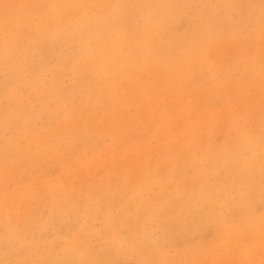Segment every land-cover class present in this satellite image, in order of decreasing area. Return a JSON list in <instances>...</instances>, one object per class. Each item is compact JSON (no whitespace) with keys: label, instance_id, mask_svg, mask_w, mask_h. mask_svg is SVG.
<instances>
[{"label":"bare ground","instance_id":"obj_1","mask_svg":"<svg viewBox=\"0 0 264 264\" xmlns=\"http://www.w3.org/2000/svg\"><path fill=\"white\" fill-rule=\"evenodd\" d=\"M261 18H264V0H0V98L5 100V104L2 103L5 107L0 103V264H61L62 259L67 264L72 253L77 260L68 264H79L85 252H89L84 256L88 262L98 264L111 257L113 261V257L118 255L124 258L123 253L129 248L130 255L133 253L137 262L147 255L154 264L150 257L154 247L150 246V227H147L150 220L145 221L142 238L136 236L134 227L142 224L144 218H149L147 215L159 218L156 226L161 227L157 228L160 232L153 231L158 233L157 240L161 244H171L172 237H178V227L183 228V235L187 234L188 238L192 225L198 230L213 223L223 229V233L229 230L231 232L227 234L236 236L235 231L240 224L233 220L240 219L235 214L241 216L242 222L249 219L251 223V218H257L258 222L260 215L255 210L257 203L262 201L260 195L264 193L257 191L264 187V161H259L256 148L258 146L260 152L264 151V121L249 122L252 116L247 115L245 106L251 108L253 92L255 95L258 90L264 92V19ZM247 21L251 27L243 34L241 27ZM224 39L239 41L224 43ZM255 40L259 46L253 45L257 43ZM245 42L255 48L243 51ZM228 44H232L235 51L226 60ZM240 96H246L247 102H241L244 104L242 108L238 102L243 111L237 112L233 104ZM33 102L38 109L36 112L33 111ZM217 106L226 110L228 121L221 130V137L216 140L211 135L219 111ZM252 115L254 117V113ZM42 117L53 120L54 125L39 121L37 132L31 125ZM204 123L209 124L205 129L201 128ZM139 127L163 138L171 149L172 141L175 145L176 141L179 142L180 146H176L183 149L175 146L178 150H167L156 161L155 157L151 159L145 152L142 154V147L132 163V168L141 177H138V182L132 178L133 183L136 182L134 185L143 183L147 187H134V194L122 195V187L118 190L120 185H116L117 188L113 186L122 175L117 181L113 175L115 181L111 185L102 181L106 186L100 188V192L85 187L84 192L76 190L72 196L61 189L60 182L41 197L34 196L33 191L28 193V189L31 192L33 187L31 184L30 188L21 185L22 172L27 170L26 167L29 171L27 176H43L44 173L46 176L50 170L62 171L61 167L69 158L74 159L78 166L82 165L84 170L92 160L101 159L102 151L94 152L96 147L92 146L100 142V138H93L94 133L109 135L115 144L123 143H118L119 147L135 143L132 150L138 148L141 142L138 140L141 138ZM153 129L158 133L155 134ZM158 142L160 139L155 143ZM61 144H76L77 152L65 148V145L61 148ZM110 153H106L108 158ZM131 155L134 156L133 153ZM120 157L117 161L120 159L125 163L122 155ZM130 164L125 170L121 169L123 173L130 169ZM77 170L79 173L80 169ZM178 176H184L183 179L190 183H187L188 188L185 187V199L181 198V189L174 185ZM79 178L87 180L84 176ZM162 178L167 186L171 184L173 190L168 191L163 186ZM105 180L108 181L107 178ZM7 181L12 182L11 190L6 189ZM46 182L45 185L48 184ZM49 183L48 188L52 181ZM148 188L154 189L153 195L135 196L141 194V189L146 191ZM12 192L22 193L23 198L13 199ZM162 192L166 194L162 195ZM113 206L117 210L110 212L115 216L107 212ZM95 209L102 212L97 214L92 211ZM64 212L72 219L82 217L77 231L90 232L93 238L99 237L101 241L96 242L95 250L86 240L88 236L82 242L77 239L79 243L72 242L73 235L72 239L71 236L62 238L60 232L50 238L44 237L47 230H51L52 223H61V213ZM185 213L189 217L188 224H184L187 220ZM64 215L62 217L66 218ZM95 220L101 222L100 228H90ZM260 224L264 225V222ZM243 225L246 231L248 225ZM118 228L125 229L126 235L121 234V229L117 231ZM256 234L257 242L260 238L264 242V236L259 234L257 239ZM111 241L122 244L119 251L122 254L114 252L112 245L111 248L108 246ZM154 244L159 249L158 243ZM220 244H216L215 251L222 249L218 253L224 252L227 246L225 241H220ZM261 244L262 250L264 244ZM62 245L65 249H61ZM201 253L196 255L201 256ZM231 253L235 258L236 254ZM157 254L161 257V251ZM222 258L225 259L224 256ZM149 261L142 264H151ZM234 263L232 260L231 264Z\"/></svg>","mask_w":264,"mask_h":264},{"label":"rangeland","instance_id":"obj_2","mask_svg":"<svg viewBox=\"0 0 264 264\" xmlns=\"http://www.w3.org/2000/svg\"><path fill=\"white\" fill-rule=\"evenodd\" d=\"M251 1H256V0H251ZM261 19H264V18H261ZM248 23H246V25L245 26H243V27H241V33H245L246 31H248V30H250V27H251V23H249V21H247ZM258 24V23H257ZM262 24H264V23H262ZM243 25V24H242ZM226 40H230L231 42H227ZM239 40L238 39H224V43H235V42H238ZM256 41V40H255ZM257 43H254L253 45H256V46H259V42L258 41H256ZM246 44H244L243 46H242V50L243 51H247V52H249V51H251V50H253L255 47L254 46H252V45H248V42H245ZM249 44H251V43H249ZM246 45H248V50H247V46ZM228 47H226V52H225V54H227L228 52V54H227V56L225 55V58H226V60L227 59H229V58H231L233 55H232V53H234V51H235V47H232V44L230 45V44H228L227 45ZM252 46V47H251ZM231 47V48H230ZM254 47V48H253ZM249 48H253V49H249ZM68 80L66 79L65 80V82H67ZM254 93V94H253ZM252 94H253V104H252V106H251V108L249 109L247 106H245V109H246V111H247V115L248 114H250L249 115V117H251L252 116V119L250 120L249 119V122L250 121H253L254 123L253 124H255V123H258V122H261V121H264V114H262V113H264V111H261V109L262 110H264V104H262V103H264V98H262L261 99V96L262 97H264V95H262V94H264V92H260L259 90H258V92L256 91V95H255V92H253ZM240 97H242V96H240ZM239 97V98H240ZM244 97V96H243ZM242 97V98H243ZM260 97V98H259ZM237 99V101L236 102H234L235 104H233V106H234V108H233V106H232V108L236 111L237 110V112L239 111H243V109H241L242 107H243V103H244V100H245V102H247L246 100V96L243 98V99ZM260 100H259V99ZM1 100H3V101H1ZM262 100V101H261ZM243 101V103H241ZM4 102V104H5V100H4V98L3 97H1L0 98V103H1V105H2V103ZM238 102L239 103H241L240 105H242L241 106V108L239 107L240 105L238 104ZM259 102V103H258ZM32 105H34L35 106V109H34V106H33V111H38V109H36V103H34L33 102V104ZM218 105H220V104H218ZM260 105L262 106V108L260 107ZM2 106H4L5 107V105H2ZM219 106H217V108H218ZM239 107V108H238ZM259 108L260 109V114H259V109H257V108ZM220 108L221 107H219L218 108V110L219 111H217L218 113H217V116H216V118H215V121H214V123H215V129H214V132L212 133V135H211V137L212 138H215L216 140L217 139H219L220 137H221V130H222V128L224 127V125L225 124H227V121H228V119H227V117L225 116L226 115V113H225V109L223 110V109H221L220 110ZM240 109V110H239ZM253 110V111H252ZM258 110V112H254V111H257ZM224 111V112H223ZM220 113V114H219ZM254 113V117H253V114ZM256 113H257V115H256ZM262 114V115H261ZM47 117V116H46ZM256 117V118H255ZM259 118V119H258ZM46 118L44 117H42V118H40L38 121H36L35 123H33L31 126H32V128L34 129V130H36L37 132H39L38 131V129L40 128V122H49L51 125L50 126H52V125H54V122H53V120H52V122H51V120H45ZM256 119V120H255ZM262 119V120H261ZM40 121V122H39ZM217 121V122H216ZM220 124V125H219ZM36 125V126H35ZM203 125V126H202ZM201 125V128H203V129H205L206 128V125H209V124H206V123H204V124H202ZM38 126V127H37ZM35 127H36V129H35ZM219 129V130H218ZM147 132H146V131ZM154 130V133L155 134H157L158 132H156L155 131V129H153ZM139 131H141L140 133L141 134H139ZM144 131V132H143ZM218 131V132H217ZM216 132V133H215ZM143 133V134H142ZM218 133V134H217ZM138 134H139V137H141V138H138V140H140L139 142L137 141L136 143H139L138 144V148H139V150H138V148H134L133 150H135V152H133V150H132V147L131 146H134L135 145V143H133V144H129V143H124L126 146L124 147V145H121V147H119L120 145L119 144H123V143H119V142H117V144H115V142H111L110 141V139L109 138H111L109 135H107V134H96V133H94L93 134V138H100L98 141H100V142H98V143H95V144H92V146L95 148L96 147V150L94 151V152H100V151H102L101 153H103V155H102V158L101 159H94V161L92 160V162H91V166L90 165H88V166H84V168H86L85 170L84 169H82L83 168V166L82 165H79L78 166V163L74 160V159H72V158H69V161H67V163L65 164V166H62L61 167V170L62 171H59V169L58 170H50L48 173H50V174H48L47 172V174H46V176H45V173L43 174V176H42V174H40L39 176L38 175H36V176H27V173H29V171H28V167H26V169L27 170H24L23 172H22V177H24V178H22V180H21V185L22 186H25V185H28V188H30V184L33 186L32 187V189H31V192H29L30 190L28 189V193H30V194H32V191H33V195L34 196H38V197H41V196H43V195H46V193L47 192H51L52 190H53V188H55V186L56 185H58V183L60 182V183H62L61 184V189H64V190H66V192L68 193V195L69 196H72L71 194H74L75 195V191L77 190V192L79 193V191H80V193L81 192H84L86 189H85V187H87V188H93L94 190H96V191H98V192H100L101 190H100V188H102V187H104V186H106V185H111V182H114L115 181V179H114V176H116L115 178H116V181H117V179L119 178V175H122V177H121V179L119 178V181H117V182H114L115 184L113 185V186H115L116 187V185H120L119 187H118V190H119V188H121L120 189V193L122 194V195H128L129 193L130 194H134V192H135V189H136V187L137 186H142L143 188L145 187H147V186H143V185H145V184H143V183H137L136 185H134L136 182H134L133 183V178H134V181H139L138 180V177L140 176L141 177V175H139L138 176V174H140V173H137L133 168H132V163L134 164V160L133 159H137L138 158V154H139V151H141L143 148V151H142V154L145 152V154H148L149 155V157L151 158V159H153L154 157H155V159H156V161H158V160H160L159 158L161 157H163V155L165 154V152L167 151V150H169V152H175L174 150H176L180 145V143L179 142H177L176 141V145H179L178 147L175 145V141H172L171 142V144L170 145H172L173 147V149H171L170 147H168L169 145H167V143L168 142H165L164 140H163V138H158V136H155L154 134H151L150 132H149V130L148 129H146V128H144V127H139V130H138ZM145 134V135H144ZM149 134H151V135H149ZM230 134V136H232V132H230L229 133ZM102 135V136H101ZM144 135V136H143ZM104 136V137H103ZM143 136V137H142ZM149 136V137H148ZM155 136V137H154ZM150 137H152V139L150 138ZM216 137H218V138H216ZM106 138V139H105ZM149 139H151L150 141H149ZM160 139V143L158 142V143H155V142H157L158 140ZM108 140V141H107ZM148 141H149V143H148ZM106 142H108V144L106 143ZM162 142H163V144H162ZM107 145H109V146H107ZM119 143V144H118ZM153 143V144H152ZM173 143H174V145H173ZM105 144V145H104ZM140 144H141V146H140ZM142 144H144V145H142ZM157 144H158V146H157ZM65 144H61V148H62V146H64ZM72 145H74V144H70V145H65V148H71L72 150H75L76 152H77V150H76V144L74 145V146H72ZM95 145V146H94ZM119 145V146H118ZM130 145V146H129ZM162 145H163V147H162ZM99 146V147H98ZM177 147V148H174V147ZM106 147V148H105ZM113 148V150H111L112 148ZM115 147L118 149V151H119V153H118V151H117V149L115 150ZM134 147H136V145L134 146ZM143 147V148H142ZM145 147H147V149L145 148ZM159 147V148H158ZM160 147H161V149H160ZM110 148V149H109ZM162 148H164V149H162ZM100 149H103V150H100ZM155 149V150H154ZM161 151H160V150ZM179 150H181V149H183V147H181V148H178ZM177 149V150H178ZM257 150H258V154H259V161H264V157H262V156H264V151H262V152H260V150L258 149V146H257V148H256ZM107 150V151H106ZM157 150V152H155ZM110 151H111V153H110ZM117 151V152H116ZM123 151V154L121 153ZM151 151V152H150ZM158 151H160V152H158ZM106 153L108 154V153H110V156H109V158L107 157L108 155H106ZM121 153V154H120ZM133 153V155L134 156H132L131 154ZM155 153V154H154ZM157 153H158V155H157ZM112 154V155H111ZM122 155V161L123 162H125V163H122L121 162V160L120 159H118V161H117V158H121L120 157V155ZM260 154H261V156H260ZM117 155H119V156H117ZM131 155V156H130ZM125 156V157H124ZM157 156V157H156ZM104 157V158H103ZM116 157V158H115ZM135 157V158H134ZM261 157V158H260ZM125 158V159H124ZM51 160H52V157L50 158ZM101 160V162L99 163V161ZM103 160V161H102ZM126 160V161H125ZM105 161H108V162H110L109 164H108V162L106 163ZM69 162V163H68ZM75 162V163H74ZM77 163V164H76ZM99 163V164H98ZM103 163V164H102ZM106 163V164H105ZM118 163V164H117ZM131 163V164H130ZM71 164V165H70ZM73 164H76V165H73ZM99 165L98 167H96L97 165ZM108 164V165H107ZM115 164V166L113 167V165ZM126 164V165H125ZM129 164H130V169L128 168V169H126V173L124 172H122V170H125V167L127 168V166H129ZM106 165H107V167H106ZM72 166H73V168H72ZM78 166V167H77ZM82 166V167H81ZM95 168H97V169H94L93 167ZM118 168H117V167ZM122 166H124V167H122ZM99 167H101V168H99ZM107 168L106 170L104 169V168ZM113 167V168H112ZM80 169V171H79V173H78V170L77 169ZM89 168V169H88ZM123 168V169H122ZM91 169V170H90ZM94 169V170H93ZM102 169H104V171H102ZM118 169V171H116V170ZM122 169V170H121ZM64 170V171H63ZM73 170L75 171V172H73ZM82 170H84L86 173H84V171H82ZM93 170V171H92ZM100 170V171H99ZM112 172H111V171ZM131 170V171H130ZM57 171V172H56ZM69 171V172H68ZM82 171V172H81ZM100 172V173H98V172ZM116 171V172H115ZM27 172V173H26ZM63 172V173H62ZM68 172V173H67ZM72 173L71 175L69 174V173ZM102 172H103V174H102ZM105 172V173H104ZM110 172V173H109ZM114 172H115V174H114ZM119 174H118V173ZM129 172V173H128ZM131 172H132V174H134V175H132L131 174ZM3 173L6 175V172L5 171H3ZM76 173H78V174H76ZM82 175H81V174ZM84 173V174H83ZM108 173V177L106 176V174ZM112 173V174H111ZM62 174V175H61ZM76 174V175H75ZM80 174V175H79ZM85 174H86V176H85ZM92 174V175H91ZM98 174V175H97ZM111 174V175H110ZM117 174H118V176H117ZM129 174V175H128ZM131 174V175H130ZM29 175V174H28ZM57 175H58V177H57ZM61 177H60V176ZM66 175V176H65ZM101 175V176H100ZM114 175V176H113ZM128 175V176H127ZM137 176V177H134V176ZM45 176V177H44ZM48 176H49V178H48ZM51 176V177H50ZM80 176H84V177H86L85 179H87V180H84V178H79ZM100 176V177H99ZM132 176H133V178H132ZM34 177V178H33ZM43 179V178H46V180L45 179H43L44 180V182H43V180H41V178ZM66 177V178H65ZM77 177V178H76ZM88 177V178H87ZM126 177V178H125ZM182 177V178H181ZM36 178H38V179H36ZM51 178V179H50ZM55 178V179H54ZM74 178H76V179H74ZM107 178L108 179V181L107 180H105V179ZM129 178H132V179H129ZM183 178H185L184 176H178L175 180V182H174V185H177L178 187H179V189H181V198L182 199H185L186 197H187V191H186V188H188V186L190 185V183H188L189 181H187V180H185V179H183ZM29 179V180H28ZM50 179V180H49ZM54 179V180H53ZM57 179V180H56ZM61 180V181H58V180ZM73 179L74 180H77V181H73ZM80 179V180H79ZM135 179H137V180H135ZM163 179L164 178H162L161 179V183H163V186L164 187H166V189L168 190V191H170V189L171 190H173V187L172 186H170L171 184L169 183L168 184V186H167V183H166V181L164 180L163 181ZM178 179L180 180H182L183 181V184L182 183H180V182H182V181H178ZM31 180V181H30ZM38 182H37V181ZM63 180V181H62ZM70 180V181H69ZM45 181H47L46 183H48V184H46L45 185ZM52 181V185H51V187L50 188H48L49 186H50V183L49 182H51ZM56 181V184H54V182ZM68 181V182H67ZM92 182V183H90L89 184V182ZM102 181H105V183H106V185H104L105 183L103 182V183H101ZM107 181V182H106ZM122 181V182H121ZM131 181V182H130ZM26 182V183H25ZM28 182V183H27ZM67 182V183H66ZM73 182H74V184H73ZM95 182H97V183H99V184H95ZM121 182V183H120ZM127 182V183H126ZM186 182V183H185ZM23 183V184H22ZM34 183V184H33ZM39 183V184H38ZM63 183H65V184H63ZM77 183V184H76ZM79 183V184H78ZM130 183V184H129ZM149 183V182H148ZM152 182H150L149 184H151ZM189 185H188V184ZM70 184V185H69ZM124 184H128V188L127 187H123L122 185H124ZM141 184V185H140ZM181 184V185H180ZM8 185H9V187H8ZM34 185H36V186H34ZM60 185V184H59ZM67 185V186H66ZM85 185H87V186H85ZM90 187H89V186ZM129 185H130V188H129ZM133 185V186H132ZM12 182H11V184L7 181V183H6V189H9V190H11L12 189ZM78 186V187H77ZM125 186V185H124ZM151 186H155V185H152L151 184ZM158 186V185H157ZM181 186V187H180ZM187 186V187H186ZM196 186V185H195ZM45 187V188H44ZM134 187H135V189H134ZM172 187V188H171ZM186 187V188H185ZM117 188V187H116ZM261 188V189H260ZM262 188H264V187H259L258 188V190L257 191H259V194H261L262 192H264V189H262ZM35 189V190H34ZM37 189V190H36ZM80 189V190H79ZM83 189H84V191H83ZM124 189V190H123ZM126 189H128L127 190V192L125 193V191H126ZM130 189V190H129ZM134 189V190H133ZM185 189V190H184ZM122 190L124 191L123 193H122ZM141 190H143V191H141V194H137V195H135L136 197H141L142 198V196H143V194H144V196L143 197H147V196H150V195H153L154 194V189L152 188V189H149L148 188V190H144V189H141ZM186 193V194H184V192ZM148 191V192H147ZM17 192V191H16ZM16 192H12V198L13 199H22L23 198V195H22V193H20V192H18V193H16ZM72 192V193H71ZM143 192V193H142ZM40 195H39V194ZM146 193H148L147 195H146ZM153 193V194H152ZM15 194H17V195H15ZM166 193H163L162 192V195H165ZM73 195V196H74ZM184 195H186V197H184ZM16 196V197H15ZM261 196V198H262V201H264V193H262V195H260ZM260 202V203H257V206H256V212L260 215V217L258 218V222H257V218L255 219V220H253L252 218L250 219L251 220V223L249 222V219L248 220H245V221H243L242 222V218H241V216H238L237 214H235V217L236 218H239L240 220H233V222L234 223H236V222H238L237 224L239 225V227H237V231H235L234 233L236 234V236H234V234H232L233 235V237L231 236V234H227V232H231V231H229V230H227V232H225V233H223V229H221V228H219L218 227V225L217 224H213V223H211V224H207L205 227H203V228H201V229H196L195 227H194V225H192L193 227H192V230H191V234H189L188 235V238L186 237L187 236V234H186V236L185 235H183L184 233V230H183V228L181 227V228H176V229H178V230H176L177 232H176V235L178 236V237H172L173 238V240H172V243L171 244H169V243H167V242H164V244L166 245V246H164V244H161V242L159 241V240H157V235H158V233H154V231H156V232H160V230H157V228L158 229H160L161 227L160 226H156V223H158V220H159V218H155L154 216L155 215H147L149 218H147V219H143L142 221H141V223L142 224H137V225H139V227L137 226V225H135L134 227H135V233H136V236L138 237V238H142L143 237V232L145 231L144 230V228L146 227V222H147V220H150V222H148L149 223V225L147 224V227H150V231H149V234H150V240H149V242H152V244H154V243H158V245H159V249H157V247L155 246V244L154 245H152L151 243V248H153V253H151V256L150 257H152L151 259H153V263L154 264H168V263H170V264H226V262H228L229 260H230V258L233 260V263L235 262V261H237V263L235 262L234 264H244L246 261L247 262H249V263H247L246 262V264H264V248H262V250L260 249L262 246H260V244L262 243V244H264V242H262L261 240V238H260V241L259 242H257V240H256V236L254 235V234H256L257 236L259 235V234H261V237L262 236H264V233H262V232H264V225H262V224H260L261 222H264V202ZM199 204V203H198ZM139 205H140V203H139ZM141 205H142V203H141ZM139 208H140V206H139ZM195 208H199V207H195ZM258 209V210H257ZM114 212H113V211ZM117 210V208H115V206H113L112 207V209H111V207L110 208H108V210H107V212H109V213H111V212H113V213H115V211ZM93 212H96L97 214H100L101 212H100V209H95V210H92ZM104 211H106V210H104ZM111 211V212H110ZM200 211V209L199 210H197V212H199ZM227 211V210H226ZM99 212V213H98ZM113 213H111V215L113 214ZM65 214V215H64ZM117 214V213H116ZM262 214V215H261ZM61 215L63 216L64 215V217H66V218H63L62 216H61V223H59V224H56L57 222H54V223H52L53 224V226H51L50 225V227H51V230L49 229V230H47V232L45 233V238H50L49 236H51L52 234H60V233H62L61 234V237L62 238H69L70 236H71V239H72V235H73V239H72V242H77V243H79V241L78 240H80V242H82V241H84L83 239L85 238V236H88V237H86V240L88 241V243L89 244H92L93 246H94V250H95V247H96V245H97V243H99V241H101V240H99V237H95V238H93L92 236V234L90 233V232H88L87 234L86 233H84V232H82V231H80L81 232V234H80V232L79 231H77V224L79 225L80 223H82V217H80L79 216V218L78 217H73V219H72V217H69L68 216V214L67 213H61ZM185 216H187V220L185 221V223L184 224H188L190 221H189V217H188V215H186V213L184 214ZM113 216H115L114 214H113ZM71 218V219H70ZM76 218H78V219H76ZM63 219V220H62ZM154 219H156V220H154ZM79 220V221H78ZM253 220V221H252ZM146 221V222H145ZM188 221V222H187ZM236 221V222H235ZM248 221V222H247ZM143 222H145L144 224H143ZM187 222V223H186ZM242 222V223H241ZM256 222V223H255ZM150 223H153L152 225L150 224ZM154 223H155V225H154ZM258 224V225H255V224ZM64 224V225H63ZM95 224V225H94ZM242 224V225H241ZM243 224H246V225H248L247 227H246V231H244L245 230V226L243 225ZM60 226V227H55V226ZM70 225H72V226H70ZM75 225V226H74ZM250 225V226H249ZM64 226V227H63ZM69 226V227H68ZM93 226V227H92ZM253 226H255L254 228H252ZM262 226V227H261ZM101 227V222L100 221H98V220H95V221H93L92 223H91V225H90V228H94V229H97V228H100ZM119 227V226H118ZM138 227V228H137ZM141 227V228H140ZM250 227V228H249ZM71 228V229H70ZM143 228V229H142ZM152 228V229H151ZM252 228V229H251ZM120 229L121 228H118V230L117 231H119L120 232ZM195 229V230H194ZM137 230H139L138 232L139 233H137ZM154 230V231H153ZM180 230V231H179ZM182 230H183V232H182ZM258 230V231H257ZM62 231V232H61ZM123 231V232H122ZM141 231H143V232H141ZM153 231V232H152ZM241 231V232H240ZM60 232V233H59ZM78 232V233H77ZM244 232V233H243ZM254 232H256V233H254ZM125 233V235H126V232H125V229H121V234H124ZM178 233V234H177ZM69 234V235H68ZM82 234H84L83 236H82ZM156 236H155V235ZM205 234V235H204ZM244 234V235H243ZM245 234H248V235H245ZM249 234H251L252 236H249ZM75 235V236H74ZM80 235V236H79ZM91 235V236H90ZM139 235V236H138ZM197 235V236H196ZM241 235L243 236V238H241ZM48 236V237H47ZM81 236H82V240H81ZM89 236L91 237V238H89ZM154 236H155V239H154ZM183 236V237H182ZM203 236V237H202ZM224 236V237H223ZM239 238H238V237ZM253 236H255V237H253ZM182 237V238H181ZM245 237H248V240H247V238L245 239ZM252 238V240L250 241V238ZM96 238H98V240L96 241V240H94V239H96ZM152 238V239H151ZM238 238V239H237ZM76 239V240H75ZM78 239V240H77ZM227 239V240H226ZM235 239V240H234ZM244 241H243V240ZM256 241H255V240ZM257 239H259V236L257 237ZM95 241V242H94ZM154 241V242H153ZM220 241H225V245H227L226 246V249H228L229 248V250H227L228 252H226V249L224 250V252H221V253H223V255H221V253H218V251L220 252V251H222V249L220 250V249H217V251H215L216 250V244H220ZM232 241V244L230 243ZM245 241H247L246 243H248L247 245L244 243ZM254 241V242H253ZM97 242V243H96ZM115 242H117V241H111L110 243H109V245L108 246H110V248L113 246V249H114V252H116V251H120V247L122 246V244H118V242L117 243H115ZM178 242V243H177ZM219 242V243H218ZM249 242H250V246L248 247V245H249ZM115 244V246L113 245V244ZM160 243V244H159ZM229 243V244H228ZM238 243V244H237ZM253 243V244H252ZM231 244V245H230ZM251 244L253 245L252 247H251ZM261 244V245H262ZM112 245V246H111ZM168 245V246H167ZM225 245H224V247H225ZM163 246V247H162ZM210 246H211V249H210ZM220 246V248H222L223 246H221V244L219 245ZM231 246H232V248L233 247H237L236 249L235 248H231ZM238 246H241V248L240 247H238ZM245 246H247L246 248H244ZM257 248H256V247ZM165 247H167V248H165ZM169 247V248H168ZM117 248H118V250H117ZM205 249V250H203V249ZM240 248V249H239ZM61 249H65V246L64 245H62L61 246ZM112 249V250H113ZM157 249V250H156ZM167 249V250H166ZM199 249H202V250H199ZM230 249H232V251L234 252V255L236 254L237 256H240V257H237L236 255H235V258H234V256H233V254L231 253L232 251L230 250ZM239 249V250H238ZM251 249V250H250ZM254 249V251H252ZM111 250V251H112ZM161 251V257H159L158 256V254H157V252H159V251ZM188 250V253L190 254H188L187 252H185V251H187ZM192 252H191V251ZM194 250H196V251H194ZM235 250V251H234ZM241 250H243L242 251V253H240L241 252ZM244 250H245V253H244ZM131 251V249L129 248L128 249V252L127 251H125V253H123V254H125V256H126V254L128 255L127 257L128 258H126L125 256H124V258H122V257H120V255H118V257L117 256H115V257H113V258H115V259H113V261H112V257L110 258V260H106L108 263L107 264H142L144 261H149L150 260V258L149 257H146L147 255H143V258H141V262L140 261H138L137 262V259L135 258V255L132 253L131 255H132V257H131V255H130V252ZM167 252V253H165V252ZM169 251V252H168ZM198 251V252H197ZM203 251V252H202ZM207 251H209L208 253H210L211 255H208V253H207ZM252 251V252H251ZM163 252V253H162ZM174 252V253H173ZM182 252V253H181ZM183 252H185V253H183ZM201 253V256H198V255H200V253ZM213 252H215L214 254H218V255H216L215 257H213L212 255H214L213 254ZM217 252V253H216ZM251 252V253H250ZM86 253H89V252H85V253H83V258H82V260H81V262L79 263V264H91L90 262H88L89 260L87 259V258H84V256H85V254ZM91 253H94L95 255H96V253L95 252H91ZM110 253H112V252H110ZM180 253V254H179ZM231 253V254H230ZM242 254V255H240V254ZM244 253V254H243ZM247 253H250V254H247ZM119 254H122V253H120L119 252ZM153 254H155V255H153ZM167 254H168V258H167ZM178 254V255H177ZM196 254H198V255H196ZM206 254V255H205ZM228 254V255H227ZM72 255H74L73 253L70 255V258H68V260H67V264L69 263V262H71V261H75V260H77V257H75V256H72ZM108 255H110V254H107L106 256H108ZM133 255H134V257H133ZM163 255H164V257H163ZM166 255V256H165ZM181 256V255H183L182 257H178V256ZM189 255V256H188ZM204 255V256H203ZM208 255V256H207ZM225 255H227V256H225ZM251 255V256H250ZM254 255L256 256V257H254ZM72 256V257H71ZM121 256H123V255H121ZM184 256H185V258H184ZM191 256H192V258H191ZM206 256V257H205ZM210 256V257H209ZM211 256H212V258H211ZM218 256H219V258H218ZM225 257V259L224 258H222V257ZM248 256H250L251 258H250V260H249V257ZM117 257V258H116ZM178 258L177 260H176V262H175V258ZM199 257V258H198ZM209 257V258H208ZM262 259V260H260V258ZM73 258V259H72ZM130 258V259H129ZM209 259L208 261L210 262H206V259ZM225 260L226 262H224L223 260ZM244 258H245V262H243V260H244ZM255 258V259H254ZM256 258H257V260H256ZM145 259V260H144ZM179 259H181L182 261H179ZM211 259H214V260H211ZM249 261H248V260ZM87 260V261H86ZM203 260V261H202ZM220 260V261H219ZM232 260H230L229 261V263L228 264H231L232 263ZM251 260H252V262H251ZM63 261V259L61 260V264H65L66 262L64 261V262H62ZM85 261V262H84ZM106 261L105 262H99L98 264H106ZM114 261H115V263H114ZM174 261V262H173ZM195 261V262H194ZM201 261V262H200ZM204 261H205V263H204ZM213 261V262H212ZM218 261V262H217ZM257 261V262H256ZM261 261V262H260ZM122 262V263H121ZM150 262V261H149ZM156 262V263H155ZM168 262V263H167ZM216 262V263H215ZM222 262V263H221ZM151 263V262H150ZM94 264H96V263H94ZM152 264V263H151Z\"/></svg>","mask_w":264,"mask_h":264}]
</instances>
